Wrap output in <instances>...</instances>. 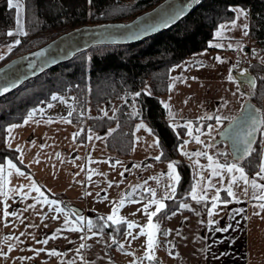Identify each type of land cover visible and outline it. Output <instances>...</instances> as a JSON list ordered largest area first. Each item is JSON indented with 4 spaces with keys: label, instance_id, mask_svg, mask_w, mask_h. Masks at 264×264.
Returning a JSON list of instances; mask_svg holds the SVG:
<instances>
[{
    "label": "crops",
    "instance_id": "0c3cea01",
    "mask_svg": "<svg viewBox=\"0 0 264 264\" xmlns=\"http://www.w3.org/2000/svg\"><path fill=\"white\" fill-rule=\"evenodd\" d=\"M233 9L234 16L221 21L213 31L208 48L195 52L170 67L168 90L159 95L169 124L181 138L177 147L178 157L173 161L166 160L164 164L167 186L174 184L176 192L178 183L168 175V164L173 162L174 175H178L179 178L178 163L188 162L193 180L188 197L182 199L179 207L162 219V224L159 226L162 231L157 232L159 235L157 240L162 245L154 253L160 259L154 264H264V211L254 207L259 202L252 199L251 186H248L247 196L242 194L243 185H241L240 188L233 187L238 199L229 197L224 189L228 186L232 173L222 170L221 176L213 177L207 167L209 164L207 156L189 158L181 151L180 146L184 145V150L189 153L206 152L220 163H237L242 167L238 162L228 160L227 148L224 144L214 143L224 122L221 123L220 120L217 123L214 116L211 119H203L169 113L175 101L184 100L179 97L180 95L183 96L186 92L189 95L195 87L201 88L203 82L217 80L221 75L228 78L232 64H235L239 58H254L253 55L262 54L258 50L257 43L248 34H244L245 30L248 33V9L239 6H234ZM237 9H242L245 15L237 18L238 13L235 11ZM233 21H235L234 26ZM220 25L225 26L223 30L220 29ZM244 25H247V29ZM218 32L221 34L217 35ZM216 44L223 47L210 46ZM229 44L232 45L231 48L228 47ZM13 46L14 42L1 43L0 56L7 55ZM216 57H221L224 62H218ZM192 97L194 100L195 96ZM242 99L237 98L239 101L236 103L235 111H239ZM200 100L217 103L212 104L214 110L221 108V94L213 96L206 94ZM52 113L56 112L52 111ZM68 113L67 109L61 115H33L31 119L26 116L21 121L6 127L5 145L16 151L19 146L22 150L17 151V159L21 165L11 158L0 161V165L5 168L4 175L8 181L6 190L23 186V192L28 195L22 199L20 193L9 192L6 201L0 197V264H141L127 259L126 252L129 246L124 240L125 232L116 244H111V236L108 233L99 232L93 227L89 229V216L86 213L88 211L85 210L89 208V203L85 196L86 167L85 163H82V158L93 161L117 159L118 157L115 156L117 152L108 148L106 141L117 124H112L104 132L87 127L84 139L77 140L73 139V134L79 132L78 122L72 121L67 116ZM62 117L65 119H61ZM26 119H29L27 124L24 123ZM67 120L71 123L66 122ZM140 124L144 127L138 130L137 126ZM189 124L191 136L188 134ZM12 125L20 126L13 129L11 135L14 138L9 139L7 129ZM80 127L82 129L83 125ZM263 129L264 125L259 138L257 169L251 173L245 171L250 179H255L259 184H264V180L256 176L261 164L264 163ZM89 135L92 136L91 140L88 139ZM193 136H199L202 143H197ZM156 141L159 142V139L148 122L143 119L135 120L132 125V144L129 153L124 155L128 158L125 160L138 157L147 158L146 161L156 160L155 157L161 156L162 153L159 143L155 146ZM147 144H151L153 149L150 150ZM215 145H224V147L214 149ZM220 153H224L225 156L219 155ZM9 160L24 173L23 176H18L15 168L8 167ZM9 172L12 174L8 175ZM200 176L205 177V180L201 181ZM209 180L215 187H207ZM33 183L39 187L43 196L33 190L31 187ZM197 184L200 185L197 193L207 196V199L199 202L190 195L193 185ZM201 188H205L206 191L201 192ZM217 190L220 199L215 201L216 207L213 208L211 198ZM166 191L169 189L166 188ZM45 200L55 203H45ZM5 203L8 205L7 211L15 212L17 216H3ZM182 204L188 207H181ZM29 205L34 207H28ZM209 210L213 211L212 216L208 215ZM90 212L106 218L109 216L108 213L96 214L94 209ZM257 212L260 214L256 215ZM79 217H83V220H79ZM153 218L157 219V216ZM210 220L213 223L210 224ZM73 228L80 230L73 231ZM225 228L227 231L221 230ZM166 232L169 234L164 235L163 233ZM6 237L11 239H5ZM44 240L48 242L42 243ZM81 244L85 247L81 248ZM120 245L124 246L123 249ZM53 250L57 255H49ZM22 257L24 259H21Z\"/></svg>",
    "mask_w": 264,
    "mask_h": 264
},
{
    "label": "trees",
    "instance_id": "16d2710c",
    "mask_svg": "<svg viewBox=\"0 0 264 264\" xmlns=\"http://www.w3.org/2000/svg\"><path fill=\"white\" fill-rule=\"evenodd\" d=\"M158 1L23 0L20 24L27 34L20 35L19 27L16 36H9L7 33L17 26L15 9L8 7L7 0H0V42L7 38L13 39V42L20 41L18 45L14 43L0 63L72 27L84 23L127 20ZM234 6L248 9V35L264 55V0H201L188 15L166 30L131 44L95 45L0 97V161L11 158L21 165L17 151L5 145L6 127L21 121L33 110H36L34 115L55 114L42 110L47 104L60 100H53V96H65L67 109L72 113L67 116L74 122H83V128L77 132L80 134L75 137L77 140L84 139L87 127L104 132L116 123V128L107 136V146L119 155H127L132 144L133 122L143 119L159 139L163 153L161 160L176 159L181 138L169 124L159 95L168 90L170 67L208 48L217 25L234 16ZM247 69L256 76L251 99L259 105L263 103L264 107V63L253 61ZM145 86L148 92L144 90ZM116 99H122V102L117 105L114 114L105 115L102 110H108ZM133 104L136 105L135 111L132 110ZM90 110L93 113L89 114ZM259 151L260 139L254 153L238 161L246 172L257 169ZM226 153L228 160L233 161L228 151ZM178 170L180 178L175 195L165 200L166 207L157 214L158 219L177 209L179 202L188 197L193 180L189 163H178ZM99 220L101 225L92 221L93 228L108 233L111 244H116L124 232V221L113 223L105 216Z\"/></svg>",
    "mask_w": 264,
    "mask_h": 264
},
{
    "label": "rangeland",
    "instance_id": "374dc122",
    "mask_svg": "<svg viewBox=\"0 0 264 264\" xmlns=\"http://www.w3.org/2000/svg\"><path fill=\"white\" fill-rule=\"evenodd\" d=\"M21 16L23 12V0H21ZM15 9V8H14ZM15 16L17 19V12L15 9ZM18 25L15 27L13 32L18 34ZM16 34V35H17ZM15 35V36H16ZM13 39L7 38L3 39L1 43H9L12 42ZM14 47V46H13ZM6 56V55H5ZM4 56V57H5ZM252 57H242V60L251 64L253 61L258 63H264V55L263 54H255ZM3 59H0V61ZM232 70H238V72H245L246 68H237L236 61L235 64H232L230 68L229 75L233 77ZM203 85H200L201 88L195 87V89L190 94H184L183 96H179L184 98V100L178 99L175 101L173 105H171L169 113L182 114L183 116H193L195 118H208V117H221V123L231 119L237 112L235 111L236 103L239 101L240 97L243 98L242 102L245 98H247L252 91V88H249L247 85L244 86L243 89L240 88L239 84L236 83L233 78L231 81L227 78V76L221 75V77L217 80H209L203 82ZM144 90L148 92V87L145 86ZM203 90V91H202ZM208 94V96L221 94V108L219 110H214L212 108V104L216 105L217 103H207L206 101H201V97ZM192 95L195 96L193 99ZM187 96L189 98H187ZM70 97V96H69ZM60 100L50 103L52 107H49V104L42 108L46 113L56 112L55 114H63L67 110V102L66 97L61 96ZM165 101V100H164ZM122 102V99L114 100L112 106L107 110L102 107L104 113L107 115H113L114 110ZM261 103V106L264 116V107ZM242 105V103H241ZM136 105L133 104L132 110L135 111ZM93 113V111H89V114ZM50 114V113H49ZM88 115V114H87ZM145 121V120H144ZM85 122V121H84ZM79 126V131L81 129L80 125H84L83 122L77 123ZM264 132V129H263ZM150 150L153 149L151 144H147ZM216 147V148H215ZM214 149H218L220 147H224V145H215ZM114 151V150H113ZM138 149L135 151V155H137ZM114 156V155H113ZM118 158L115 160H101V161H93L90 159L82 158V163H85L86 167V176H85V186L86 193L85 196L88 200V207L85 210L88 211L89 221H93L94 218H98L93 221L94 223L100 224V217H104L102 215H98L97 213H108L109 215L113 214L114 208L116 211V220L124 221L125 229H124V240L126 244L129 246V250L126 252V257L130 261L141 262L144 264H154L157 263V259H160L158 256L154 255L153 260H148L146 255V241L147 235H139L142 227L148 225V217L142 211L145 204L149 203L152 199L151 194L147 191V189H155L156 190V199H161V197L165 194L167 188V177L164 174V164L166 160H150L146 161L147 158H137L133 160H125L128 159L124 155H115ZM227 156V153H226ZM78 158V157H77ZM86 158V157H85ZM119 161L120 163H116ZM173 161V160H172ZM73 162V160H72ZM78 164V162L76 163ZM114 165V167H113ZM90 170H95V172H91ZM123 173V176H121ZM103 174V175H101ZM91 175V179H88V176ZM109 182L112 183V186L109 187ZM90 193V194H89ZM59 196V195H58ZM62 196V195H61ZM127 196V199H124L123 205H119V202L122 198ZM64 197V196H63ZM106 197V198H105ZM164 203V200L162 201ZM156 205H152L149 208V212L155 211ZM91 209H94L96 214L90 212ZM106 215V214H105ZM162 218L154 219L152 218V223L158 224L161 226ZM126 221H134L139 227H134L131 229V236H127L126 232L129 231L127 229ZM113 223H116L113 221ZM119 224L116 226L118 227ZM116 232V231H115ZM123 232V233H124ZM136 236L138 238L133 239L132 237ZM158 233H156V239L158 237ZM162 245L158 240V246L155 248L154 253L157 252L158 247Z\"/></svg>",
    "mask_w": 264,
    "mask_h": 264
},
{
    "label": "water",
    "instance_id": "95a60500",
    "mask_svg": "<svg viewBox=\"0 0 264 264\" xmlns=\"http://www.w3.org/2000/svg\"><path fill=\"white\" fill-rule=\"evenodd\" d=\"M199 1L159 0L127 20L84 23L67 29L43 44L0 63V97L95 45L131 44L166 30L188 15ZM241 73L232 70L240 88L243 89L245 85L253 88L256 83L254 74L249 70ZM251 95L250 92L239 111L223 123L214 141L225 144L230 159L236 162L254 153L264 125L252 124V117L260 121L264 116L261 106L251 99ZM245 147L249 152H244Z\"/></svg>",
    "mask_w": 264,
    "mask_h": 264
},
{
    "label": "snow or ice",
    "instance_id": "6c2138e0",
    "mask_svg": "<svg viewBox=\"0 0 264 264\" xmlns=\"http://www.w3.org/2000/svg\"><path fill=\"white\" fill-rule=\"evenodd\" d=\"M7 5L9 8H15L16 9V12H17V25L18 27H20V32L19 34L20 35H26L27 33L23 32L22 30V26L20 24V15H21V9H22V5H21V0H7ZM237 11L238 13V16L237 18H239V16H243L245 15L244 11L242 9H237L235 10ZM235 25V21H233V26ZM224 25H220V29L223 30L224 29ZM244 28L247 29V25H244ZM17 33L13 32V31H9L7 33V35L9 36H13V35H16ZM221 33L218 32L217 35H220ZM245 35H247V31L245 30L244 32ZM16 45H18L20 43L19 40H16L14 42ZM212 47H217V48H220V47H223V45H220V44H216V45H210ZM229 48L232 47L231 44L228 45ZM3 57L0 56V59H2ZM217 61L218 62H221L223 63L224 60L221 58V57H216ZM241 75H243V73H241ZM228 79L231 81L233 79V77L231 75H229ZM5 91H7V89H4ZM137 96L139 95V93L136 94ZM53 100H57V99H62V98H59L57 96H53L52 97ZM49 107H52L51 104H49ZM35 111L36 110H33V112H30L28 114V117L29 119L32 118V116L35 114ZM71 112H69V116H71ZM107 113H105L106 115ZM29 119H26L25 120V124H27L29 122ZM61 119H65V118H61ZM208 119H211V117H208ZM222 118L221 117H216V120H217V123L220 122ZM251 121H252V124L255 125L257 123H260V124H264V119L260 120V121H257L255 119V117H252L251 118ZM51 122V121H49ZM66 122L68 123H71L70 120H67ZM20 125H12L11 127H9L7 129V132L9 134V139H12L14 137H12L11 133L13 131L14 128L16 127H19ZM144 127L143 124H140L137 126V129L139 130V128H142ZM189 135L191 136L192 135V132H191V125L189 124ZM253 130H255V128H253ZM197 131H199V129H197ZM80 133H74L73 134V139H75L76 136H78ZM222 135H224L222 133ZM197 143H202L200 141V138L199 136H193L192 137ZM88 139L91 140L92 139V136L89 135L88 136ZM158 141L155 142V146H158ZM187 143V141L185 142V144ZM181 151H182V154L185 155V156H188L189 158L193 157V156H207V159L209 161V164H208V168L211 170V176L213 177H219L221 176V171H226L227 173H232L233 175L231 176V180L228 184V186L224 189V191L227 193V196L229 197H233V198H237V193L233 191V187H237V188H240L241 185H243L242 187V194L244 196H247L249 194L248 192V186L250 185L251 186V189H252V199L258 201L259 203L254 205V207H258L261 211H264V184H259L257 183V181L255 179H250L249 176L245 173V170L243 167H240L238 166L237 163H220L219 161H216L214 160V158L212 156H208L206 152H194V153H189L187 151L184 150V145H181ZM17 151H22L19 146L17 147ZM244 152L247 153L249 152V149L247 147L244 148ZM59 155V154H57ZM163 155V153H161V156ZM219 155L221 156H225L224 153H220ZM161 156H156L155 159L157 161H159L161 159ZM117 164L120 163L119 161L116 162ZM196 163L198 164V161H196ZM8 167L9 168H15L16 169V174L18 176H23L24 173L22 171H20L18 168H16V165L12 163L11 160L8 161ZM114 167V165H113ZM200 167H203V166H200ZM168 169H169V178L170 179H173L175 182L178 183L179 181V176L178 175H174V172H175V168H174V162L173 163H169L168 164ZM91 172H95V170H90ZM5 168L0 165V197H3L5 199V201L8 199V194L9 192H13V193H20L21 194V198L24 199L27 197L28 193L26 192H23V186H21L20 188H12V189H7L6 190V184L8 183V181L5 179ZM234 173H238L239 175H235ZM12 173L9 172L8 175H11ZM103 175V174H101ZM121 176H123V173H121ZM256 176L259 177L261 180H264V163L261 164L260 166V170L259 172L256 173ZM88 179H91V175L88 176ZM200 180L201 181H204L205 180V177L203 176H200ZM112 186V183L109 182V187ZM31 187L33 188L34 191L40 193L41 196H43V193L40 192V189L39 187H37L34 183L31 185ZM200 187L199 184L197 185H193V188L191 190V197L192 199L196 200L197 202L201 201V200H205L207 199V196L206 195H200L197 193V188ZM207 187L211 188V187H215V185H213L211 183V181H207ZM167 188L169 189V191H166L165 194L161 197V199H156V190L155 189H147V191L151 194V197L152 199L149 201V203L145 204L142 211L147 215L148 217V225L145 226V227H142L141 230H140V233L139 235H147V241H146V252L148 253L146 255V258L148 260H153L154 259V250L155 248L158 246V240L156 239V233L159 232V225L158 224H154L152 223V218L157 216L158 213H160L165 207L166 205L162 202L163 200H167V199H172L173 198V195H174V192H175V185L172 184V185H168ZM206 189L205 188H201V192H205ZM90 194V193H89ZM106 198V197H105ZM124 199H127V196H125L124 198L121 199V201L119 202V205H123L124 203ZM212 201H213V208L216 207V204H215V201L219 200L220 199V196H219V190H217L216 194L214 196H212ZM45 203H55V201H47L45 200L44 201ZM152 205H156V208H155V211H151L149 212V208L152 207ZM7 207L8 205L5 203L4 205V211H3V216L7 217L9 215H12V216H17V213L15 212H12V213H9L7 211ZM28 207H34V205H29ZM181 207H184V208H187L188 206L187 205H184L182 204ZM27 209H25L26 211ZM57 211H61V209H57ZM116 211L117 209L114 208L113 210V214L109 215L106 219L108 221H114L116 223H119L120 221L119 220H116ZM237 211H242V210H237ZM260 213L257 212L256 215H259ZM208 215L209 216H212L213 215V211L212 210H209L208 212ZM79 220H83V217H79L78 218ZM66 223H68V221L66 220ZM127 223V229L129 231L126 232V235L127 236H131L132 233H131V229H133L134 227H139V225L136 224V222L134 221H126ZM209 223H213L211 220L209 221ZM88 227L89 229H91L93 227V224H92V221H88ZM73 231H78L80 229L78 228H73L72 229ZM222 231H227V229H221ZM96 233H93V235H95ZM164 235H167L169 233H163ZM133 239H136L138 237L136 236H133L132 237ZM5 239H11V237H6ZM48 241L47 240H44L42 243H47ZM113 242L115 243V239L113 238ZM81 248L85 247V245L81 244L80 246ZM123 245H120V248L123 249ZM171 254V253H170ZM49 255H57V253L55 252V250H53L52 252L49 253ZM21 259H24L23 257Z\"/></svg>",
    "mask_w": 264,
    "mask_h": 264
},
{
    "label": "built area",
    "instance_id": "2783aa9c",
    "mask_svg": "<svg viewBox=\"0 0 264 264\" xmlns=\"http://www.w3.org/2000/svg\"><path fill=\"white\" fill-rule=\"evenodd\" d=\"M248 65V63L247 62H244V61H237V66H238V68H244V67H246Z\"/></svg>",
    "mask_w": 264,
    "mask_h": 264
}]
</instances>
